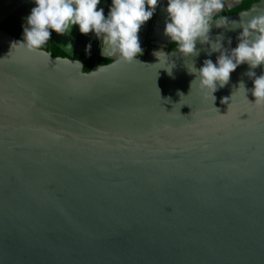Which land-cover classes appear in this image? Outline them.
Wrapping results in <instances>:
<instances>
[{
	"label": "water",
	"instance_id": "water-1",
	"mask_svg": "<svg viewBox=\"0 0 264 264\" xmlns=\"http://www.w3.org/2000/svg\"><path fill=\"white\" fill-rule=\"evenodd\" d=\"M221 31L235 47L241 29ZM21 38L0 29V264H264V105L235 91L252 88L246 64L212 100L186 70L215 62L198 42L162 49L169 75L152 51L86 69L71 38L54 32L65 56Z\"/></svg>",
	"mask_w": 264,
	"mask_h": 264
},
{
	"label": "clouds",
	"instance_id": "clouds-1",
	"mask_svg": "<svg viewBox=\"0 0 264 264\" xmlns=\"http://www.w3.org/2000/svg\"><path fill=\"white\" fill-rule=\"evenodd\" d=\"M33 7L23 18L21 25L22 38L12 42V46H21L26 50H42L49 41L51 33H70L76 25L81 34L90 31L100 41L99 54L108 60L115 58L123 62L138 61L143 54L138 32L141 26L150 20L161 0H111L107 13L103 7H97L101 0H31ZM238 0H166L163 11L166 13L163 34L174 45L175 52L187 57L199 55V44L207 45L206 56L218 53L213 62L205 58L200 67L195 62L186 63V70L194 74L191 81L210 94L218 87H223L239 65L246 64L243 73L252 81V88L247 89L244 81L239 80L235 91L245 93L251 91L252 104L264 105V10L239 21L229 20L223 11L233 8ZM214 22V24H213ZM239 27L235 47H230L231 38H225L223 31L211 35V28ZM226 44L228 46H226ZM64 48L69 52L71 42ZM91 43L85 45V55H90ZM152 54L160 63L163 59L165 69L171 75L172 64L167 63L168 54L162 49H153ZM60 59V57H57ZM74 63L83 67L82 62L75 58ZM140 62V61H138ZM142 63V62H141ZM100 66V65H99ZM99 66L91 70L95 72ZM261 68L259 75L254 69ZM234 93V92H233ZM233 95V94H232ZM228 98H223L222 102Z\"/></svg>",
	"mask_w": 264,
	"mask_h": 264
},
{
	"label": "flooded vegetation",
	"instance_id": "flooded-vegetation-1",
	"mask_svg": "<svg viewBox=\"0 0 264 264\" xmlns=\"http://www.w3.org/2000/svg\"><path fill=\"white\" fill-rule=\"evenodd\" d=\"M247 1H250V0H239V3L234 5L233 8H230V9L225 8V10L223 11L222 14H224V15L225 14H232V11H235L236 9H238L240 6H242ZM5 2H6V0H1V4L3 6L5 4L8 5ZM10 2L11 3H9V5H8L9 9L7 11H6V9H2V10H5V13L9 12V14L5 17V19L3 21L0 22V26L3 24L4 25L8 24L11 17L18 18V14H20L22 11L24 12V14H26L25 16H27L30 12V9L33 7V6L32 7L29 6V4L32 3L31 0H23L22 2H19L18 0H10ZM110 3H111V0H101L100 4L97 5V7H103L105 10V14H106L107 10H108V6ZM162 5L163 4L160 3L157 6V10L153 14L152 18L150 20L146 21L141 26V28L138 32L139 41H140L141 48L143 49V53H149L153 49H158V48L163 49L166 47H172V44L170 43L169 39L164 34H160L162 32L159 31L160 35L156 33V31L158 30L157 29V25H158L157 21H159V9H160L159 7ZM20 21L21 20L19 19V26H20ZM76 29L78 30V27ZM20 32H21V29H20ZM77 32H78V36H79L80 32L79 31H77ZM67 34L70 35L69 33H67ZM78 36H76V37H78ZM92 37L94 38V36H92ZM72 41H73L72 46L76 44V46L84 47L80 44L81 42H79V39H73ZM90 43H91V46L94 44L97 46V53L96 54L99 57H102L99 54L100 41L96 38V39H93V41ZM54 46H56V44L54 43V32H52L49 41L43 47H44V49L51 50L53 52ZM76 52L74 53L75 56H76Z\"/></svg>",
	"mask_w": 264,
	"mask_h": 264
},
{
	"label": "trees",
	"instance_id": "trees-1",
	"mask_svg": "<svg viewBox=\"0 0 264 264\" xmlns=\"http://www.w3.org/2000/svg\"><path fill=\"white\" fill-rule=\"evenodd\" d=\"M255 1H257V0H250V1L245 2L238 9H236L235 11H232V14H235L240 10H244V9L249 8L251 6V4ZM0 29L8 32L9 34H11L15 37H19L20 29H21V27L19 26V19L16 17H11L8 24L1 25ZM172 47H174V45H172ZM53 54L54 55H62V56L66 55L61 49H59L56 46H54V48H53ZM76 57H80L82 59L86 69H90L93 62L96 59H98L101 63H106L108 61V60H106V58L99 57L97 54H91L90 53V55H85V52H81V51L76 52Z\"/></svg>",
	"mask_w": 264,
	"mask_h": 264
},
{
	"label": "crops",
	"instance_id": "crops-1",
	"mask_svg": "<svg viewBox=\"0 0 264 264\" xmlns=\"http://www.w3.org/2000/svg\"><path fill=\"white\" fill-rule=\"evenodd\" d=\"M161 3L163 4L162 6H160L159 8V21H158V25H157V31L156 33L159 34V31L162 32L160 34H163V28H164V21H165V17H166V13L162 10L163 9V6L166 4V0H161ZM238 3H239V0H238ZM237 3V4H238ZM77 30V29H76ZM78 31V30H77ZM80 35L78 37H76V39H79V42H81L80 44L82 46L85 47L86 44H88L89 42H92L93 41V33L90 31L88 34H81L79 33ZM159 34V35H160ZM67 35V33H66ZM83 41V42H82Z\"/></svg>",
	"mask_w": 264,
	"mask_h": 264
},
{
	"label": "bare ground",
	"instance_id": "bare-ground-1",
	"mask_svg": "<svg viewBox=\"0 0 264 264\" xmlns=\"http://www.w3.org/2000/svg\"><path fill=\"white\" fill-rule=\"evenodd\" d=\"M58 35H60L62 37L61 40H62L63 43L69 42V38H71V40H73V37L68 35V34L66 35V33L65 34H58ZM67 36H69V38Z\"/></svg>",
	"mask_w": 264,
	"mask_h": 264
}]
</instances>
